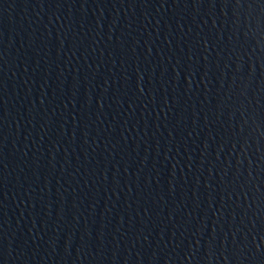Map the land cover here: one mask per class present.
Returning <instances> with one entry per match:
<instances>
[{"label":"water","instance_id":"95a60500","mask_svg":"<svg viewBox=\"0 0 264 264\" xmlns=\"http://www.w3.org/2000/svg\"><path fill=\"white\" fill-rule=\"evenodd\" d=\"M0 264H264V0H0Z\"/></svg>","mask_w":264,"mask_h":264}]
</instances>
